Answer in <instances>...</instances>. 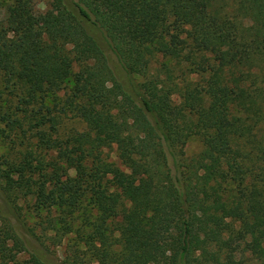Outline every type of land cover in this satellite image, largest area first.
Listing matches in <instances>:
<instances>
[{"label": "trees", "instance_id": "16d2710c", "mask_svg": "<svg viewBox=\"0 0 264 264\" xmlns=\"http://www.w3.org/2000/svg\"><path fill=\"white\" fill-rule=\"evenodd\" d=\"M0 81L22 94L0 124L37 139L0 163V198L17 218L27 204L34 238L73 241L58 262L8 223L0 264H264V0H8ZM69 84L55 116L45 100ZM68 114L87 131L58 139Z\"/></svg>", "mask_w": 264, "mask_h": 264}, {"label": "rangeland", "instance_id": "374dc122", "mask_svg": "<svg viewBox=\"0 0 264 264\" xmlns=\"http://www.w3.org/2000/svg\"><path fill=\"white\" fill-rule=\"evenodd\" d=\"M56 0H33L34 3V10L37 14H43L48 9L52 8V4L55 3ZM0 21H4L5 18V7L8 4V0H0ZM163 62H166L168 64H172L171 62L167 60H163L161 58H156L155 60L151 61L150 63V73L152 75H155L158 73L160 75L161 79H165V75L159 73L158 71L160 69V66ZM111 66L114 68V71L116 75L119 78H122V72L120 68L117 66L115 60L111 56L110 59ZM79 69V65H74L73 71L76 72ZM185 71V70H184ZM188 74V72H185ZM172 75L175 83H179V81L183 78L182 72H180L178 67H172ZM187 79H194V76H189ZM137 81H141V78H138ZM71 84H69L66 88L63 90L54 93L47 97L45 100V106L49 107L53 111V115L57 116L58 112L57 110L62 106L63 100L67 97V94L69 93ZM22 95L20 91L5 89V85L2 81H0V111H6L13 114L20 115L16 111V105L18 98L14 97V95ZM172 102L174 104H179L180 99L178 97V94L176 93L172 97ZM29 111L32 109L29 108ZM28 128L27 124H24L23 130H26ZM48 131V128H45ZM1 130H4V134L1 133ZM87 126L86 124L76 118L73 117L71 114L68 115H61L59 118V124L56 126V135H53L54 137H57L58 139L66 138L71 134L78 133V132H86ZM23 132L16 131H9L4 124H0V163L7 157L11 158L15 156V153L24 151L25 147H29V149L32 148L34 143L37 141L35 138V130H26ZM202 149L201 142L198 138L192 137L187 141V144L184 148L185 155L187 157H191L196 155L200 150ZM103 156L106 157V159L109 162H113L118 168L121 170H125L124 166L121 164V162L117 159L115 148L112 147L111 149H106L103 151ZM30 204V202H28ZM23 209L21 211L20 218H17L15 215L9 212L8 207L5 205L4 201L0 198V207L2 208V215L6 217L5 221H2L0 224L1 227H6L8 223H12L14 230L22 240L25 242V245L27 247V251L34 252V253H40L41 251L44 252V249L47 248V250L50 252L51 255L55 257V259L60 262L64 259L67 245L73 244V241L70 239H65L61 244L54 245L52 242L47 240V236L42 234L41 228H37L34 230L35 232V238L29 233V229H34L35 221L36 219L30 216L27 213V204H22ZM8 219V220H7ZM9 221V222H8ZM48 233V232H47ZM48 235H51L50 233ZM39 240H37L38 238ZM8 247L12 249V253H15V248L13 247V242H8ZM28 261H30V254L28 252H20L16 255L15 261L11 262L9 264H28ZM252 264V262H250Z\"/></svg>", "mask_w": 264, "mask_h": 264}]
</instances>
